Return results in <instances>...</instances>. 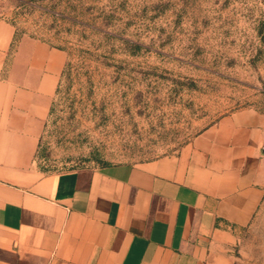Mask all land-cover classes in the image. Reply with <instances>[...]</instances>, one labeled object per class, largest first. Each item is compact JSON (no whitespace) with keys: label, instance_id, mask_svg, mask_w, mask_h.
Wrapping results in <instances>:
<instances>
[{"label":"crops","instance_id":"0c3cea01","mask_svg":"<svg viewBox=\"0 0 264 264\" xmlns=\"http://www.w3.org/2000/svg\"><path fill=\"white\" fill-rule=\"evenodd\" d=\"M65 63L0 19V264H229L264 210V111L223 115L177 155L43 173Z\"/></svg>","mask_w":264,"mask_h":264},{"label":"rangeland","instance_id":"374dc122","mask_svg":"<svg viewBox=\"0 0 264 264\" xmlns=\"http://www.w3.org/2000/svg\"><path fill=\"white\" fill-rule=\"evenodd\" d=\"M0 19L66 57L40 172L177 155L223 115L264 111V0H0ZM229 253L264 264V210Z\"/></svg>","mask_w":264,"mask_h":264}]
</instances>
